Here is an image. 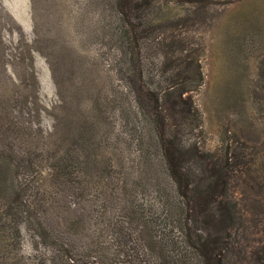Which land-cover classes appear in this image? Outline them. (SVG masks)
Masks as SVG:
<instances>
[{"label": "rangeland", "instance_id": "rangeland-1", "mask_svg": "<svg viewBox=\"0 0 264 264\" xmlns=\"http://www.w3.org/2000/svg\"><path fill=\"white\" fill-rule=\"evenodd\" d=\"M115 1L0 0V156L16 191L13 203L0 173L4 264H154V253L136 257L139 219L153 222L170 253L179 236L162 213L161 151L124 82ZM157 4L176 13L175 35L202 48L203 82L192 94L202 118L197 146L263 145L264 0ZM60 157L74 163V184L50 181ZM263 227L249 225L250 248L262 244ZM119 231L126 248L112 260ZM100 233L110 253L72 260L63 249L86 254Z\"/></svg>", "mask_w": 264, "mask_h": 264}, {"label": "trees", "instance_id": "trees-1", "mask_svg": "<svg viewBox=\"0 0 264 264\" xmlns=\"http://www.w3.org/2000/svg\"><path fill=\"white\" fill-rule=\"evenodd\" d=\"M157 1H115L124 35V82L143 126L161 151L163 177L168 181L161 189L168 195L162 213L168 226H178L179 235L170 253L166 242L154 233L153 222L139 219L144 222L138 231L143 249L136 250V257L141 251L156 254L154 264H264V236L261 245L257 242L250 248L252 240L247 233L250 224L264 225V215L254 219L264 214V144L227 145L215 152L197 146L194 138L202 131V118L192 94L203 82L202 48L189 47L187 40L172 32L178 28L176 13ZM261 68L264 70V60ZM0 158L3 186L15 203L11 167L3 153ZM75 170L70 159L57 158L50 181L54 186L64 181L74 184ZM63 212L60 203V214ZM66 232L70 236L75 233L70 229ZM259 232L264 235V227ZM102 236L100 233L95 241L90 239L86 254L80 251L77 255L65 244L63 249L72 260L97 255L100 249H104L102 254L110 253L105 244L111 241ZM116 247L112 260L119 253L124 255L121 231ZM119 258L117 264H124ZM3 261L0 228V264Z\"/></svg>", "mask_w": 264, "mask_h": 264}]
</instances>
